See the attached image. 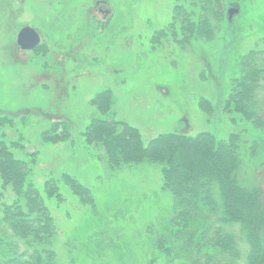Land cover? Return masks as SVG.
Segmentation results:
<instances>
[{
	"label": "rangeland",
	"instance_id": "obj_1",
	"mask_svg": "<svg viewBox=\"0 0 264 264\" xmlns=\"http://www.w3.org/2000/svg\"><path fill=\"white\" fill-rule=\"evenodd\" d=\"M220 1L225 21L217 42L184 45L170 30L175 0H0V116L14 120L7 139H22L17 157L34 155L31 178L56 225L59 264H148L152 242L172 217L160 165L112 169L102 145L85 144L82 133L98 116L91 101L104 90L113 98L109 120L137 129L145 145L171 132H209L220 141L239 134L240 177L264 203V134L221 108L242 77L243 58L264 48V0ZM27 27L41 43L25 52L17 38ZM202 99L213 106L209 114ZM63 122L69 141H43L44 131ZM253 141L258 155L248 151ZM257 162L263 165L256 169ZM63 174L90 191V203L63 187ZM50 179L60 183L61 199L44 193Z\"/></svg>",
	"mask_w": 264,
	"mask_h": 264
},
{
	"label": "trees",
	"instance_id": "obj_2",
	"mask_svg": "<svg viewBox=\"0 0 264 264\" xmlns=\"http://www.w3.org/2000/svg\"><path fill=\"white\" fill-rule=\"evenodd\" d=\"M224 21L220 0H175L170 30L180 44L201 41L214 45ZM241 72L242 77L227 88L221 108L239 114L262 135L264 48L243 58ZM112 99L110 90H104L91 101L98 116L82 133L85 144L102 145L112 169L145 161L160 165L163 190L172 197L171 220L152 242L154 258L148 264H264V203L260 190L244 187L240 177L245 149L241 136L231 134L227 141H220L209 132L195 137L171 132L145 145L137 129L109 120ZM200 107L208 114L213 111L207 99L201 100ZM12 123L13 119L0 116V264H59L54 249L56 225L31 178L34 155L28 156L30 161L17 157L16 152L24 147L21 138L7 139L5 128ZM71 135L69 125L63 122L51 125L42 138L58 144L69 141ZM253 142L248 151L258 155L259 142ZM263 163L257 162L256 169ZM60 183L82 202H91L90 191L74 177L63 174ZM60 183L46 181L48 198L61 199ZM5 191L10 192L8 197Z\"/></svg>",
	"mask_w": 264,
	"mask_h": 264
},
{
	"label": "water",
	"instance_id": "obj_3",
	"mask_svg": "<svg viewBox=\"0 0 264 264\" xmlns=\"http://www.w3.org/2000/svg\"><path fill=\"white\" fill-rule=\"evenodd\" d=\"M237 13V11H230V15ZM41 43L39 34L32 28H24L20 31L17 38V44L23 51H31Z\"/></svg>",
	"mask_w": 264,
	"mask_h": 264
},
{
	"label": "flooded vegetation",
	"instance_id": "obj_4",
	"mask_svg": "<svg viewBox=\"0 0 264 264\" xmlns=\"http://www.w3.org/2000/svg\"><path fill=\"white\" fill-rule=\"evenodd\" d=\"M19 46V45H18ZM20 47V46H19ZM21 49V48H20ZM22 50V49H21ZM34 50H36V48L35 49H33V50H31V51H34ZM23 51V50H22ZM25 52H27V51H25Z\"/></svg>",
	"mask_w": 264,
	"mask_h": 264
}]
</instances>
